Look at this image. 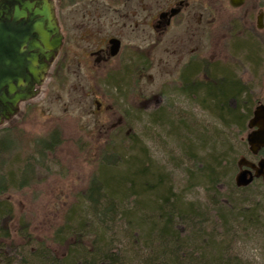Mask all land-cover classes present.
I'll use <instances>...</instances> for the list:
<instances>
[{
  "label": "rangeland",
  "instance_id": "obj_1",
  "mask_svg": "<svg viewBox=\"0 0 264 264\" xmlns=\"http://www.w3.org/2000/svg\"><path fill=\"white\" fill-rule=\"evenodd\" d=\"M176 1L144 0L153 13ZM186 1L174 24L161 37L144 26L143 35L135 38L122 27L121 20L114 18L107 26L94 19L82 25L95 32L91 34L93 39L75 36L66 40L60 60L57 62L56 56L52 62L39 93L21 103L18 113L0 125V165L8 166L13 156L28 161L24 172L14 173L16 181H25L23 185L5 190L1 196L12 205V231L16 232L24 222L34 238H49L69 204L85 191L104 146L112 142L121 145L131 131L152 158L170 172L179 196L187 200L201 198L202 184L189 187L185 171L174 166L173 162H184L180 148L166 134L168 131L151 122L155 106L147 105L160 96L161 108L173 115L172 121L187 123L199 134L221 128L214 117L179 90V73L190 59L234 64L239 57L235 61L230 57L236 50L233 44L249 39L259 46V67L252 71L249 63L238 61L237 74L256 100L264 104V15L261 29L255 27L258 10L264 12V0H246L239 8H231L227 0ZM111 33H120L119 52L107 62H96L94 52L106 43L99 40L100 36ZM255 105L256 102L251 108ZM219 132L228 137L234 160L239 158L235 177L249 164L251 156L232 130ZM42 141L54 143L42 153ZM186 164L190 166L189 161ZM5 170L0 168V173ZM1 178L6 180L5 176ZM261 178L247 190L261 212L259 224L237 229L233 245L247 264H264V175ZM123 230L120 222L116 231L124 242ZM52 247L60 253V247Z\"/></svg>",
  "mask_w": 264,
  "mask_h": 264
},
{
  "label": "trees",
  "instance_id": "obj_2",
  "mask_svg": "<svg viewBox=\"0 0 264 264\" xmlns=\"http://www.w3.org/2000/svg\"><path fill=\"white\" fill-rule=\"evenodd\" d=\"M233 47L235 56L230 57L258 69L261 55L255 41ZM235 63L190 59L179 73V90L220 123L215 131L199 134L187 123L172 121L160 96L147 105L155 106L151 122L168 131L180 148L184 162L174 166L185 171L189 187L202 184L201 198L179 196L170 172L131 131L121 145L104 146L83 194L69 204L49 238L38 240L27 223L20 222L16 232L9 225L12 205L1 196L23 185L14 173L24 172L28 162L13 156L8 166L0 165L6 169L0 173L6 177L0 180V264H247L233 249L237 229L258 226L261 212L247 193L251 183L236 186L235 152L219 132L232 130L246 146L241 138L256 98ZM53 143L42 141L39 151ZM120 222L124 242L116 231ZM52 246L60 247V253Z\"/></svg>",
  "mask_w": 264,
  "mask_h": 264
},
{
  "label": "water",
  "instance_id": "obj_3",
  "mask_svg": "<svg viewBox=\"0 0 264 264\" xmlns=\"http://www.w3.org/2000/svg\"><path fill=\"white\" fill-rule=\"evenodd\" d=\"M244 0H228L232 7ZM178 8H170V14ZM256 26H262V13L256 17ZM62 35L51 0H0V124L17 112L20 102L34 97L54 60ZM109 54L114 56L120 46L116 38L108 39ZM247 127L250 152L264 147V105L258 104ZM239 164V160H238ZM250 168L253 166L249 164ZM250 168L234 177L236 186H247L253 179ZM264 173V159L257 163L254 176Z\"/></svg>",
  "mask_w": 264,
  "mask_h": 264
},
{
  "label": "flooded vegetation",
  "instance_id": "obj_4",
  "mask_svg": "<svg viewBox=\"0 0 264 264\" xmlns=\"http://www.w3.org/2000/svg\"><path fill=\"white\" fill-rule=\"evenodd\" d=\"M53 4L55 7V14L59 25V30L62 35L61 46L57 53L58 57L56 61L58 62L60 60V56H62L61 52H63L66 40L74 39L76 38L75 36H77L78 39H84L85 37L93 39L91 34L95 35V32H93L91 29L82 28V25H85L92 19L96 20L98 24L105 26H107L109 21L113 20V18L114 20H121L124 23L122 27H125L132 36L143 35V29L141 28L145 26L151 30V33L154 36L161 37L164 36L174 24L175 18L178 16L181 10L185 8L187 1L177 0L172 5L169 4L165 8L157 10L154 13L148 9L149 6L147 5V2H144V0H53ZM171 7L178 8L176 14H170ZM260 11L264 15L262 10H258V12ZM73 30H76L77 32L73 34ZM66 31L69 34L65 35L64 32ZM134 31L141 32L136 33ZM244 31H247V29L245 28ZM249 35L250 34H248V36ZM137 37L138 36H135V38ZM110 38H116L121 41L120 33L104 34L103 36H100L99 40L102 42L106 40V43L103 42V44L98 46L97 50L94 52V55L96 56L94 60L96 62H107L113 58L109 55V47L107 43L108 39ZM231 54L235 56L234 51L231 52ZM91 55L92 52L88 53L87 57L89 58ZM236 61H239V58L236 59ZM260 103L262 102L259 99L256 100V105ZM98 104L100 103L98 102ZM254 108L251 111V116L253 114ZM252 130L253 128L247 129L245 135ZM245 137H242L241 140L245 141L246 143V152L249 156H251V160L249 159V164L253 166L250 168L249 164H247L243 169L250 168L251 174L254 175L257 170L258 161L260 159H264V147H261L255 154H253L248 149ZM261 177L262 176L260 175L255 179H262Z\"/></svg>",
  "mask_w": 264,
  "mask_h": 264
}]
</instances>
